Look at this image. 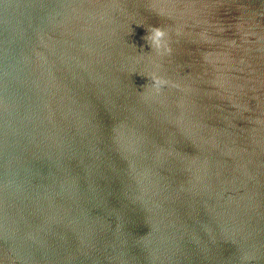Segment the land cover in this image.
Returning a JSON list of instances; mask_svg holds the SVG:
<instances>
[{
  "label": "water",
  "instance_id": "1",
  "mask_svg": "<svg viewBox=\"0 0 264 264\" xmlns=\"http://www.w3.org/2000/svg\"><path fill=\"white\" fill-rule=\"evenodd\" d=\"M0 264H264V0H0Z\"/></svg>",
  "mask_w": 264,
  "mask_h": 264
},
{
  "label": "clouds",
  "instance_id": "2",
  "mask_svg": "<svg viewBox=\"0 0 264 264\" xmlns=\"http://www.w3.org/2000/svg\"><path fill=\"white\" fill-rule=\"evenodd\" d=\"M166 34L159 28H153L149 35H147L146 40L149 45L156 50H160L166 47Z\"/></svg>",
  "mask_w": 264,
  "mask_h": 264
}]
</instances>
